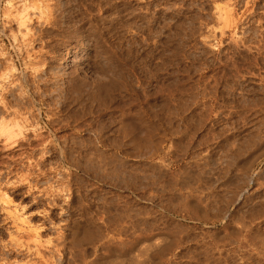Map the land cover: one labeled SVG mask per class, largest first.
I'll return each instance as SVG.
<instances>
[{
  "label": "rangeland",
  "instance_id": "rangeland-1",
  "mask_svg": "<svg viewBox=\"0 0 264 264\" xmlns=\"http://www.w3.org/2000/svg\"><path fill=\"white\" fill-rule=\"evenodd\" d=\"M24 1L32 46L0 0V264H264V0Z\"/></svg>",
  "mask_w": 264,
  "mask_h": 264
},
{
  "label": "bare ground",
  "instance_id": "bare-ground-1",
  "mask_svg": "<svg viewBox=\"0 0 264 264\" xmlns=\"http://www.w3.org/2000/svg\"><path fill=\"white\" fill-rule=\"evenodd\" d=\"M27 1V0H26ZM33 1V0H32ZM42 1V0H41ZM216 1V0H215ZM231 1V0H230ZM29 2V1H28ZM28 2H25L24 0H20V3L18 2V4H16L15 6H13V8H12V6H11V9L9 10V16L7 17L6 16V18H8L7 20H5L6 22H8L9 23V32H10V35H12L13 36V40L14 41H16L18 44L20 43L19 41H21L22 43H23V45H25V46H27V45H29V46H32L31 44H32V42L34 41V36H35V34H34V28H32V24H31V20L30 19H32V17L30 16V14H29V8H30V6L31 7H33L34 9L35 8H37V7H39L40 6V4H39V6L38 5H36L35 3H37L36 1L35 2H33L34 4H30V3H28ZM31 2V1H30ZM202 4V3H201ZM9 5V4H8ZM219 8V7H218ZM229 8H231V7H229ZM31 9V8H30ZM39 9V8H38ZM198 9V8H197ZM7 10H8V8H7ZM31 11H32V9H31ZM48 11H50V10H48ZM34 13V12H33ZM32 13V14H33ZM46 13V12H45ZM173 14V13H172ZM4 15H6V14H4ZM50 15V14H49ZM105 15V14H104ZM45 16V15H44ZM99 16V15H98ZM220 16V15H219ZM36 17V16H35ZM45 17H47V16H45ZM37 18V17H36ZM76 18V17H75ZM38 19H39V17H38ZM48 19V18H47ZM221 20V19H220ZM38 21V20H37ZM262 21V20H261ZM7 23V24H8ZM240 23V22H239ZM12 24H14L15 25V29H13V28H11V26H12ZM218 24V23H217ZM7 27H8V25H7ZM6 27V28H7ZM8 29V28H7ZM246 30V29H245ZM37 31V30H36ZM255 31V30H254ZM171 32V31H170ZM195 32V31H194ZM177 36V35H176ZM245 37V36H244ZM99 38V37H98ZM15 42V43H16ZM134 42V41H133ZM20 45H22L21 43H20ZM19 45V46H20ZM138 45V44H137ZM37 47V46H36ZM180 47V46H179ZM116 48V47H115ZM40 49V48H39ZM155 49H157V48H155ZM172 49V48H171ZM175 50V49H174ZM193 50V49H192ZM244 51V50H243ZM20 53V52H19ZM42 53V52H41ZM28 54V53H27ZM234 54V53H233ZM7 55V54H6ZM73 56V55H72ZM153 56V55H152ZM27 57H29V55L27 56ZM38 57H40V56H38ZM43 57V56H42ZM85 51L83 50V51H81L80 53H78L76 56H75V58L73 59V61H74V65L76 66V67H79L80 66V68L79 69H82V68H85L84 66H86V63L85 62H83V61H85ZM94 58V57H93ZM231 58V57H230ZM6 59V58H5ZM24 60V59H23ZM163 60V59H162ZM40 61V60H39ZM193 61V60H192ZM251 61V60H250ZM11 62V61H10ZM29 62V61H28ZM31 63H33V62H31ZM165 63V62H164ZM34 64V63H33ZM122 64V63H121ZM74 66V67H75ZM160 66V65H159ZM157 67V66H156ZM7 69V68H6ZM12 69H15V68H12ZM79 69H74V73H78L79 72ZM125 69V68H124ZM11 70V69H10ZM9 70V71H10ZM49 70V69H48ZM52 70V69H51ZM147 70V69H146ZM36 71V70H35ZM127 71V70H126ZM165 71V70H164ZM55 73H57V72H55ZM72 73V72H71ZM252 73V72H251ZM107 75H108V73H107ZM7 76V75H6ZM55 76V75H54ZM169 76V75H168ZM125 77V76H124ZM215 78V77H214ZM77 79V78H76ZM179 81V80H178ZM98 82V81H97ZM124 83V82H123ZM131 83V82H130ZM132 84V83H131ZM19 85V84H18ZM103 86V85H102ZM17 87V86H16ZM109 87V86H108ZM162 87V86H161ZM59 88V87H58ZM80 88V87H79ZM92 88V87H91ZM164 88V87H163ZM53 89V88H52ZM146 90V89H145ZM100 91V90H99ZM197 91V90H196ZM195 91V92H196ZM18 92V91H17ZM51 92V91H50ZM87 92V91H86ZM104 92V91H103ZM203 92V91H202ZM151 93V92H150ZM173 94V93H172ZM21 95V94H20ZM44 95V94H43ZM192 95V94H191ZM196 95V94H195ZM238 95V94H237ZM22 96H23V94H22ZM21 96V97H22ZM101 96V95H100ZM232 96V95H231ZM7 97V96H6ZM6 97H2V102L4 103L3 104V110L8 114V111H10V110H12L11 112H13L14 113V115L16 114V113H18V112H20V110L22 111V109H21V107L20 106H16V105H14V106H16L15 107V109L13 108V106L12 105H10L9 103H10V101L8 102L5 98ZM243 98V97H242ZM20 99V98H19ZM196 99V98H195ZM92 101V100H91ZM194 101V100H193ZM135 102V101H134ZM197 102V101H196ZM176 103V102H175ZM199 104V103H198ZM124 106V105H123ZM13 108V109H12ZM26 109V108H25ZM98 109V108H97ZM109 109V108H108ZM120 110V109H119ZM123 110V109H122ZM12 113V114H13ZM21 113V112H20ZM142 113V112H141ZM19 114V113H18ZM70 118V117H69ZM138 118V117H137ZM5 119V118H4ZM6 120V119H5ZM14 120V119H13ZM19 120V119H18ZM127 120V119H126ZM236 120V119H235ZM8 121V120H7ZM168 121V120H167ZM204 121V120H203ZM264 121V120H263ZM57 122V121H56ZM1 123V122H0ZM27 123V122H26ZM154 123V122H153ZM3 124V123H2ZM152 124V123H151ZM1 125V124H0ZM194 125V124H193ZM15 126H17V127H22V126H20L19 124H15ZM14 126V127H15ZM10 126L8 125V124H3L2 126H1V128H0V136L2 135V136H5V140H10L13 136H12V134L14 133V131H13V128H9ZM13 127V126H12ZM33 127V126H32ZM35 127V126H34ZM59 127V126H58ZM102 127V126H101ZM224 127V126H223ZM23 128V127H22ZM21 128V129H22ZM20 129V130H21ZM19 130V131H20ZM22 131V130H21ZM98 131V130H97ZM169 131V130H168ZM199 131V130H198ZM16 133V132H15ZM214 133V132H213ZM224 133V132H223ZM167 134V133H166ZM19 137V136H18ZM23 137V136H22ZM148 138V137H147ZM15 139V138H14ZM13 140V139H12ZM163 141V140H162ZM179 141V140H178ZM15 142V141H14ZM247 142V141H246ZM8 143V142H7ZM153 143V142H152ZM11 144V143H10ZM172 144V143H171ZM244 144V143H243ZM7 146H9V145H7ZM237 146V145H236ZM198 147V146H197ZM212 147H213V145H212ZM247 149V148H246ZM259 150V149H258ZM245 151V150H244ZM242 153V152H241ZM149 154V153H148ZM184 154V153H183ZM239 154V153H238ZM250 154V153H249ZM61 155V154H60ZM95 156V155H94ZM214 156V155H213ZM234 156H235V154H234ZM42 157V156H41ZM113 157V156H112ZM176 158V157H175ZM220 159V158H219ZM253 159V156H252V154L251 155H249V156H247V157H245V158H238L237 159V161H236V168H240L241 167V169H239L240 171H248L249 172V170H250V165H251V163H252V160ZM255 159V158H254ZM179 161V160H178ZM212 162V161H211ZM90 165V164H89ZM160 166V165H159ZM96 167V166H95ZM238 170V171H239ZM220 171V170H219ZM221 172V171H220ZM237 172V171H236ZM161 173V172H160ZM223 173V172H222ZM136 174V173H135ZM237 174V173H236ZM215 175V174H214ZM130 177V176H129ZM186 182V181H185ZM190 183V182H189ZM256 187V186H255ZM253 190V189H252ZM210 191V190H209ZM151 194V193H150ZM7 195V194H6ZM227 195V194H226ZM5 196V195H4ZM151 196V195H150ZM188 198V197H187ZM228 199V198H227ZM213 200V199H212ZM172 201V200H171ZM10 202V201H9ZM181 202V201H180ZM196 202V201H195ZM168 205V204H167ZM217 206V205H216ZM174 209V208H173ZM17 211V210H16ZM257 211V210H256ZM7 212H9V211H7ZM21 212V211H20ZM244 213V212H243ZM11 214V213H10ZM138 216V215H137ZM205 216V215H204ZM226 216V215H225ZM197 217V216H196ZM202 218V217H201ZM82 219V218H81ZM237 219V218H236ZM18 220V219H17ZM255 220V219H254ZM20 221V220H19ZM158 223V222H157ZM157 225V224H156ZM162 225V224H161ZM165 225V224H164ZM172 225V224H171ZM246 225V224H245ZM141 226V225H140ZM139 226V227H140ZM160 227V226H159ZM242 227V226H241ZM71 229V228H70ZM175 229V228H174ZM240 229V228H239ZM184 230V229H183ZM192 230V229H191ZM151 231V230H150ZM234 231V230H233ZM159 232V231H158ZM40 233V232H39ZM11 234V233H10ZM259 234V233H258ZM131 235V234H130ZM152 235V234H151ZM228 235V234H227ZM60 236V235H59ZM58 236V237H59ZM11 237V236H10ZM23 237V236H22ZM159 237V236H158ZM139 238V237H138ZM137 238V239H138ZM166 238V237H165ZM261 238V237H260ZM263 238V237H262ZM22 239V238H21ZM24 239V238H23ZM26 239V238H25ZM75 239V238H74ZM141 239V238H140ZM162 239V238H161ZM227 239V238H226ZM139 240V239H138ZM148 240V239H147ZM165 240V239H164ZM221 240V239H220ZM61 241V240H60ZM51 242V241H50ZM11 243V242H10ZM19 243H20V241H19ZM19 243H18V245H19ZM59 243V242H58ZM13 244H15V243H13ZM16 244H17V242H16ZM15 244V246H17ZM23 244V243H22ZM157 244V243H156ZM7 245V244H6ZM46 245V244H45ZM175 245V244H174ZM14 246V245H13ZM37 246V245H36ZM154 246V245H153ZM19 247V246H18ZM17 247V248H18ZM150 246H148V248L146 247H144L145 249H142L141 250V254L143 255V254H147L148 255V253H149V251H153L154 249H155V247H153L154 249L152 250V248H149ZM16 248V247H15ZM14 248V249H15ZM41 248V247H40ZM54 248V247H53ZM114 249V248H113ZM141 249V248H140ZM37 250H39V249H37ZM156 250H158V249H156ZM26 252V251H25ZM154 252H155V250H154ZM108 253H110V252H108ZM157 253V252H156ZM40 254V253H39ZM140 254V255H141ZM141 255V256H142ZM152 255H154L155 256V254H153V253H150V257L152 256ZM0 256H2V255H0ZM7 257V256H6ZM143 257V256H142ZM145 257H147L148 258V256H145ZM144 257V258H145ZM146 258V259H147ZM4 259V258H3ZM151 259V258H150ZM37 262V261H36ZM83 263V262H82ZM7 264V263H6Z\"/></svg>",
  "mask_w": 264,
  "mask_h": 264
}]
</instances>
